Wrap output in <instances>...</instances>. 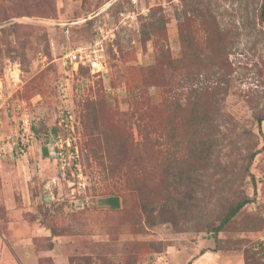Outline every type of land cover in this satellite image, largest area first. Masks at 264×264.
I'll use <instances>...</instances> for the list:
<instances>
[{"label":"rangeland","instance_id":"1","mask_svg":"<svg viewBox=\"0 0 264 264\" xmlns=\"http://www.w3.org/2000/svg\"><path fill=\"white\" fill-rule=\"evenodd\" d=\"M263 1L0 0V145L18 143L0 152V264L262 250ZM103 25L107 71L74 72L64 53Z\"/></svg>","mask_w":264,"mask_h":264},{"label":"built area","instance_id":"2","mask_svg":"<svg viewBox=\"0 0 264 264\" xmlns=\"http://www.w3.org/2000/svg\"><path fill=\"white\" fill-rule=\"evenodd\" d=\"M95 30L96 35L91 43L78 45L64 53L63 59L74 72H76L79 67H85L91 73H99L100 75H103L107 71L103 52L107 42L113 39L114 32L112 28L106 29L104 25L98 26ZM67 67L65 66V68ZM10 140L11 141H6L0 145V152L3 154L7 152L5 150L6 147L10 148L9 152L12 154V148L18 144L12 139Z\"/></svg>","mask_w":264,"mask_h":264},{"label":"trees","instance_id":"3","mask_svg":"<svg viewBox=\"0 0 264 264\" xmlns=\"http://www.w3.org/2000/svg\"><path fill=\"white\" fill-rule=\"evenodd\" d=\"M262 11L264 10V1L261 6ZM82 69H87L85 67H79V69L76 71H80ZM88 70V69H87ZM89 71V70H88ZM258 123H260L263 119L258 117ZM253 159V155L250 156L248 165L250 164L251 160ZM247 165V167H248ZM102 199V198H101ZM99 201V207L105 208V209H110V210H118L120 208L114 207L112 205H105L103 201ZM249 202L248 199H242L239 200L234 206L230 207L223 215L221 218L220 222L216 227L213 229V234L216 236L219 231L222 230V228L229 223V221ZM244 264H264V247H262V250H254L253 248H246L245 249V259H244Z\"/></svg>","mask_w":264,"mask_h":264},{"label":"crops","instance_id":"4","mask_svg":"<svg viewBox=\"0 0 264 264\" xmlns=\"http://www.w3.org/2000/svg\"><path fill=\"white\" fill-rule=\"evenodd\" d=\"M44 153H46L45 150H44ZM101 201H103L105 203V205L109 204V205H112V206L118 207V208H120L122 206V199L120 196H117V195H110V196L103 197L101 199Z\"/></svg>","mask_w":264,"mask_h":264}]
</instances>
